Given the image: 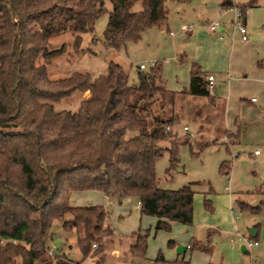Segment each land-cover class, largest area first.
<instances>
[{"label":"trees","instance_id":"obj_1","mask_svg":"<svg viewBox=\"0 0 264 264\" xmlns=\"http://www.w3.org/2000/svg\"><path fill=\"white\" fill-rule=\"evenodd\" d=\"M107 1L106 48L119 50L149 29L167 26V0H0V264H81L110 228H104L108 213L103 207L72 206L73 193L135 198L141 214L156 218V231H170L173 222L192 223L195 192L188 185L159 188L155 164L167 152L169 170L176 168L178 146L189 144L176 128L179 98L215 101L200 67L191 63L189 86L179 93L166 87L159 63L148 71L138 68L136 84L113 62L96 78L81 72L55 80L48 76V64L66 48L51 49L50 41L70 34L73 49L80 50L81 36L92 33ZM136 3L140 10L133 11ZM240 10L243 14L245 7ZM85 93L76 111L55 109ZM196 145L199 151L209 146ZM220 171L228 174L229 163L223 162ZM257 192L264 195V184ZM203 206L211 211L207 198ZM237 206L259 214L262 202ZM66 215L70 219L64 221ZM54 220L63 221L65 232H76L81 261L50 257ZM135 236L131 254L144 256L146 237ZM189 249L209 254L210 241L192 240ZM153 264L167 262L158 254Z\"/></svg>","mask_w":264,"mask_h":264},{"label":"rangeland","instance_id":"obj_2","mask_svg":"<svg viewBox=\"0 0 264 264\" xmlns=\"http://www.w3.org/2000/svg\"><path fill=\"white\" fill-rule=\"evenodd\" d=\"M252 2L254 6L250 7ZM226 3H231L232 6L223 8L222 5ZM236 6L239 9L245 7L244 18L249 38L247 42H242L237 32H234L233 36H228V32L231 33V28L228 26L233 19L230 9ZM140 7L141 4L136 3L133 11L140 10ZM166 7L168 9L166 27L151 28L138 42L129 43L115 50L106 48L103 40L108 13L111 11V4L107 1L106 12L96 20L92 33L88 32L81 36L79 49L82 51L73 49L74 37L70 34L61 35L50 41L51 49H58L62 45L66 48L64 54L50 61L47 69L49 78L53 80L67 77L73 72L89 73L96 78L104 75L108 63L113 62L123 69L130 84H136V74L140 65L145 66L143 71H148L153 64L159 63L166 87L179 93L188 88V67L190 63H196V59L206 65L216 59L223 65H228L232 61V73L228 77V85H226L227 79L223 82L219 80L221 77L219 75L215 78V86L210 91L218 103L212 105L210 99L203 97L179 98L176 109L180 114L181 122L176 128L178 135L189 141L192 147L189 144L178 146L179 163L176 168L169 170L167 152L155 164L159 188L178 190L188 185L195 192L192 223L185 226L173 222L170 231H156L154 228L156 218L141 214L135 198L119 204L118 200L107 199L97 191L82 192L83 195L88 193L93 204L103 207L108 213L104 228H110V233L106 232L105 235L98 236V241L92 246L90 254L82 260L76 244V232H65L63 221L54 220L50 228L52 239L48 242L49 255L53 260L55 257L64 256L75 262L82 260L81 264H153L158 254H161L167 264H208L209 262L215 264L220 263L221 260L223 264H241V260L245 257L247 260L251 258L256 263L259 262L255 255L256 248H249L250 255H243L240 252L241 243L236 240L235 231L237 229L239 235L246 234L245 228L254 220L259 223L260 230L264 233V205L260 216H252V219L249 214H241L235 207L236 229L234 230L229 196L235 199L242 192L254 191L264 179V123L261 122L262 117L258 112L260 99L258 103H250L251 98L258 99L257 93L263 90L261 87L264 84V74L260 76L255 72L264 70V62L260 61V56L264 52V0H188L187 3L167 0ZM216 21L221 27L212 34L208 25ZM184 27L193 29L192 33L184 34ZM226 34V38L219 42L218 36ZM221 44L230 47L217 51ZM179 55H182L183 63H179ZM80 101L81 96L75 94L55 104V109L76 111ZM224 101L231 103L229 117L235 114L234 111L242 102L244 106L240 111L242 117L256 121L246 131L247 141L238 148L229 146L228 150L226 146L235 143L237 139L234 133L228 132L223 138L222 136L213 138L210 134L211 131L216 134L221 131L222 123L219 118L222 119L223 114L219 115L218 112L222 111ZM183 127H187L188 131H184ZM201 142L209 146L199 151L196 144ZM192 151L199 153L192 154ZM255 151H259L261 155L255 156ZM223 162L229 163L228 174L220 171ZM209 189L212 190L213 204L211 211H206L203 208V200ZM81 197L83 198L78 201L75 197H70L71 205L76 207L90 205L87 198ZM69 219V215L64 217V221ZM215 227H220L222 229L220 231L224 232L212 238L215 248L211 257L208 253L190 251V249H187L184 255H178L176 247L169 244V241H174L186 247L192 240L204 243L208 239V229ZM135 235L146 237L144 256L134 257L131 254L130 246L135 242ZM251 242L253 243L254 240L252 239ZM258 242L262 245V241ZM17 264H21V260H18Z\"/></svg>","mask_w":264,"mask_h":264},{"label":"crops","instance_id":"obj_3","mask_svg":"<svg viewBox=\"0 0 264 264\" xmlns=\"http://www.w3.org/2000/svg\"><path fill=\"white\" fill-rule=\"evenodd\" d=\"M187 2H188V0H184V1L180 2V3H187ZM225 6H232V4L231 3H226V4H223L222 5L223 8ZM253 6H254V3L252 4L251 7H253ZM243 17H245V12L243 13ZM244 24L246 26L245 18H244ZM228 28H230V25L228 26ZM192 30L193 29H190L189 31H183V32H184V34H190V33H192ZM212 34H215V33H212ZM170 35H172V34H170ZM247 35H248V33H247ZM226 36H227V34L225 35V38H226ZM228 36H231V33L228 32ZM219 40L220 39L218 38V41ZM220 41H222V40H220ZM229 47L230 46L227 45V44L226 45L221 44V47H219L217 51H220V50H223V48H229ZM198 49H199V47H198ZM199 50H201V49H199ZM180 57L182 58V55H179V58ZM260 61L264 62V52L260 56ZM193 63H195V62H193ZM197 63H200V64H197ZM196 64L200 67V69H201V71H202V73H203V75L205 77L208 76V75H212L214 77V80H215L216 77H219V75H221V77L219 78V80H221L223 82L224 80L226 81V79H227L226 85H228L227 84V83H229L228 82V77H230V74L232 73V70H231L232 61H230L228 65H223L222 63H220L219 60L216 59L215 61L208 62L207 65H206L203 62H201L198 59H196ZM190 65H191V63H190ZM188 69H189L188 70L189 71L188 72L189 73V79H188V85H187V87L189 86V80H190V66L188 67ZM208 71L215 72L216 74H214L212 72H208ZM255 72L258 75H260V76L262 74H264V70H261V71L256 70ZM262 85L263 86L261 88H263V90L260 91V93H257L258 99L255 100V102H252L250 100V103L251 104L258 103L259 102V99H260V102H259L260 104H259L258 112H259V115H261V117H262L261 122L264 123V118H263V114H264V84H262ZM87 96H88V93H85L81 97L86 98ZM211 96H212V94H211ZM252 97H254V96H252ZM237 98H240V97H237ZM214 99H215V101H211L212 102V105L218 103L216 97ZM235 101H236V99H235ZM242 107H244L243 106V103L240 102V105L238 106L237 110L234 111L235 114H232L231 117H229L228 112L230 111L231 103L230 102L228 103V102H225L224 101V105H223L222 111H219L218 112L219 115L223 114L222 115V119L219 118V120L222 123L221 131L218 134H216L215 132H212V131L210 132V134H211V136L213 138H217V137L220 138L221 136H222L221 138L225 137L226 136V134H225L226 131L231 132V133H234L237 136V139H236L235 143L230 144L228 146L225 145L226 148H227V150L229 149V146H231V147H237L238 148V146H240L242 143L246 142L247 141V140H245L246 131H248L250 129V127H252V125H254V123L256 122V121L254 122L253 120H246V119H244L242 117V113L240 112L242 110ZM244 130H245V132H244ZM260 155L261 154L259 153L258 155H255V156L258 157ZM263 184H264V179H263L262 183L260 184V186L258 188H256L254 191H247V192H244V193L242 192V194L238 195V197L235 198V199H232L229 196L230 213H231V216H232L231 217L232 218L231 220H232V224H234L233 225L234 226V230L236 229V226H235V223H234L235 222L234 221L235 220L234 219L235 218V212H234V208L235 207H236V209L241 214L242 213L249 214L251 216V219H252V216H254V217L255 216H260L261 211L259 212V214H253V213H251L248 210L242 211V210L239 209V207L237 206V204L238 203H241L245 207H255V206L259 205L260 202H262V205H264V195H262V194H260V193L257 192V190ZM73 196L75 197L76 201H78L79 199H82L83 197H81V196H84L85 198L88 199V201H89L88 204L94 205L93 202H92V200H90V198L88 196V193H85L84 195H83V193H81V194L80 193H74L71 196V198H74ZM211 196H212V190L209 189L208 194L206 196H204V198H207L208 200H210L211 207H212L213 201L211 199ZM107 199H109V198H107ZM128 199H131V198H125V199H122L121 201H118V202L120 204V203H122V201H125V200H128ZM234 201H235V203H234ZM137 207H138V209H140L138 202H137ZM203 208H204V206H203ZM261 210H262V207H261ZM250 224H251L250 226H248V227L245 228L246 229V234L239 235V232L236 229V231H235V237H236V240L239 243H241V246L244 245V244H243V241L240 240V237L245 238V239H248L249 241H251L253 239L254 242H257V245L256 246H252V247L253 248H256V250H257V251H255V255L258 258L259 262L256 263V261H254L251 258L249 260H247V259H245L246 258L245 257L244 259L241 260V264H264V233L261 232L260 227H259V223H256L253 220V222H251ZM185 226H187V225H185ZM251 227L254 228V230H255V237L254 238H251L249 236V234H248V229L251 228ZM208 230H209V234L207 236L208 239H206V240H209L210 241L211 250H210L209 256L211 257L212 254H213V250L215 248L214 245H213L212 238L214 236H216V235L219 236L220 235V232H224V231H220V230H222L220 227L209 228ZM258 241H262V243H261L262 245H260ZM199 242H202V241H199ZM174 246L177 248L180 245L174 242ZM241 246H240V248H241ZM252 247H250V248H252ZM184 248H185L184 252L182 254H178V255H184L187 252V249H189V244L186 247H184ZM241 253L243 255H250L249 249H247V248L245 249V252H241ZM208 264H212V263L209 262ZM215 264H223V262L221 260L220 263H215Z\"/></svg>","mask_w":264,"mask_h":264},{"label":"built area","instance_id":"obj_4","mask_svg":"<svg viewBox=\"0 0 264 264\" xmlns=\"http://www.w3.org/2000/svg\"><path fill=\"white\" fill-rule=\"evenodd\" d=\"M230 11L233 13V19L231 21L230 24V28H231V36H233L234 32H237L240 37H241V41L242 42H247L248 41V36H247V29L246 26L244 24V17L243 14L241 12V10L238 7H234L233 9H230ZM221 27V24L219 22H212L208 25V29L210 31V33H216L219 28ZM191 28L190 27H184L183 31H189ZM218 38L220 40H224L225 39V35H219ZM154 65V64H153ZM140 70H145V66L140 65L139 66ZM206 80H207V88L209 91H211L214 88V77L212 75H208L206 76ZM252 102H255V98L251 99ZM184 131H188V128L183 127ZM255 155L259 154V151H255L254 153ZM228 190V189H227ZM240 240L243 241V244L245 245V247L247 249H249L252 246H256L257 242H251L248 239L242 238L240 237ZM50 254V252H49Z\"/></svg>","mask_w":264,"mask_h":264},{"label":"water","instance_id":"obj_5","mask_svg":"<svg viewBox=\"0 0 264 264\" xmlns=\"http://www.w3.org/2000/svg\"><path fill=\"white\" fill-rule=\"evenodd\" d=\"M248 234H249V236L251 237V238H254L255 237V230H254V228H249L248 229ZM245 249H246V247H245V245H242L241 246V248H240V251L241 252H245ZM184 250H185V248L183 247V246H178L177 248H176V252H177V254H182L183 252H184Z\"/></svg>","mask_w":264,"mask_h":264}]
</instances>
